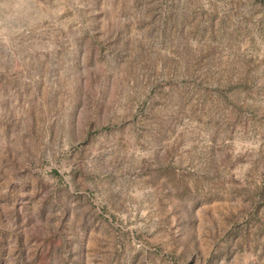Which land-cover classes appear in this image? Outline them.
<instances>
[{"label":"rangeland","instance_id":"rangeland-1","mask_svg":"<svg viewBox=\"0 0 264 264\" xmlns=\"http://www.w3.org/2000/svg\"><path fill=\"white\" fill-rule=\"evenodd\" d=\"M0 264H264V0H0Z\"/></svg>","mask_w":264,"mask_h":264}]
</instances>
